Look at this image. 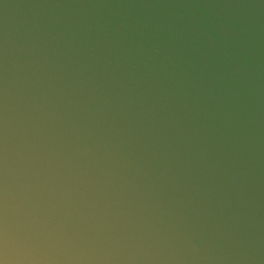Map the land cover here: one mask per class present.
Listing matches in <instances>:
<instances>
[{
	"label": "water",
	"instance_id": "obj_1",
	"mask_svg": "<svg viewBox=\"0 0 264 264\" xmlns=\"http://www.w3.org/2000/svg\"><path fill=\"white\" fill-rule=\"evenodd\" d=\"M0 264H264V0H0Z\"/></svg>",
	"mask_w": 264,
	"mask_h": 264
}]
</instances>
